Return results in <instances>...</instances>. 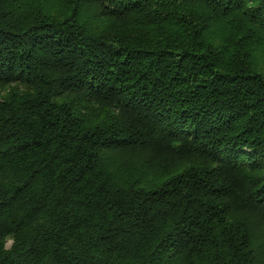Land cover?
<instances>
[{"label":"trees","instance_id":"16d2710c","mask_svg":"<svg viewBox=\"0 0 264 264\" xmlns=\"http://www.w3.org/2000/svg\"><path fill=\"white\" fill-rule=\"evenodd\" d=\"M258 50L264 0H0V264H264Z\"/></svg>","mask_w":264,"mask_h":264},{"label":"rangeland","instance_id":"374dc122","mask_svg":"<svg viewBox=\"0 0 264 264\" xmlns=\"http://www.w3.org/2000/svg\"><path fill=\"white\" fill-rule=\"evenodd\" d=\"M255 56H258V58H257V61L255 64H254V62H252V65H259L258 67L256 66L254 68L264 71V65H263V63H264V51H262V50L256 51ZM260 65H262V66H260ZM10 242H11L10 240L7 241L6 247H9Z\"/></svg>","mask_w":264,"mask_h":264}]
</instances>
